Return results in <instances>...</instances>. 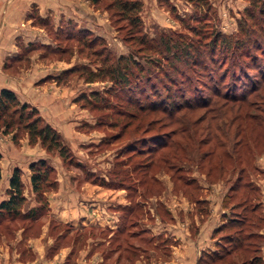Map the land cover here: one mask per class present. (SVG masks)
<instances>
[{
    "label": "trees",
    "instance_id": "16d2710c",
    "mask_svg": "<svg viewBox=\"0 0 264 264\" xmlns=\"http://www.w3.org/2000/svg\"><path fill=\"white\" fill-rule=\"evenodd\" d=\"M190 1L199 12L197 17L180 20L181 30L150 35L142 24L140 0H91L123 32L119 37L129 52L114 55L88 30L73 33L70 29L66 35L77 36L102 64L96 71L87 65L70 70L85 75L86 82L111 83L103 94L97 91L90 99L85 95L80 99L92 111L113 112L111 126L119 129L104 144L128 140L117 153L111 173L113 178L121 177L117 179L121 186L135 180L142 188L140 195H150V188L160 185L155 170L163 165L169 168L175 186L178 182L187 199L202 206L199 210L206 214L209 201L203 198L200 183L191 177L192 165L209 183L236 174L222 200L221 223L213 233L219 236L216 248L203 251L197 264H264V236L259 232L264 227V213L259 188L246 172L256 155L264 153V0H247L249 6L234 34L216 29L208 0ZM30 18L45 31L51 26L50 18L35 12ZM19 131L27 133L30 144L40 142L47 152H58L64 162L73 160L62 134L44 123L34 107L20 102L12 90L2 88L0 133H13L15 140ZM170 164L182 166L173 171ZM29 169L31 190L40 205L27 208L22 170L16 167L10 176L8 199L0 202V223L22 219L32 224L44 214V194L57 185L50 177L54 170L43 159L30 163ZM100 182L105 185L104 180ZM124 189L129 194L135 191L130 186ZM252 198L256 204L249 205ZM22 208L27 210L22 212ZM139 208L132 202L122 207L124 221ZM255 225L259 231L253 232ZM120 228L124 232L125 223ZM131 237L140 236L132 233ZM250 250L252 255L245 256ZM240 253L244 257L238 259Z\"/></svg>",
    "mask_w": 264,
    "mask_h": 264
},
{
    "label": "rangeland",
    "instance_id": "374dc122",
    "mask_svg": "<svg viewBox=\"0 0 264 264\" xmlns=\"http://www.w3.org/2000/svg\"><path fill=\"white\" fill-rule=\"evenodd\" d=\"M140 1L142 24L150 35L164 30H181L180 20L188 21L199 15L195 3L190 0ZM208 1L214 10L211 13L216 29L224 34L236 33L238 22L243 18L249 1ZM58 8L63 11L66 8L70 16L61 14L55 19L47 17L50 18L51 26H47L46 31L42 26L34 25L31 18L35 27L43 29L41 39L27 45L18 42L20 50L15 57L5 62L9 67H0V72L19 77L22 70L32 69L33 61L43 65L37 67L32 74L36 81L42 79V82L36 84L39 91L45 92L46 89L52 93L53 99L48 110L41 112L13 92L20 102L34 107L44 123L62 134L73 154V160L64 162L58 152H47L40 142L30 144L26 132L19 131L15 140L13 133H0V138L4 141L0 161V168L3 170L1 197L8 199L9 180L14 165L24 169L21 178L27 208L40 205L36 194L31 190L30 163L46 160L54 170L50 175L51 180L57 182L53 190L44 194L47 205L38 221L30 224L22 219H13L0 223V248L10 252L15 248L23 260H30L34 256L29 246L30 241L42 238L37 245L44 247L47 244V253L50 255L57 254L61 249H68L67 255L59 264H181L176 257L185 255V239L194 243L191 248L196 250L197 259L203 251L214 250L219 236H213V233L220 225L217 221L223 212L222 200L236 174L231 173L217 182L209 183L204 173L192 165L191 177L197 179L203 190V198L209 201L206 214L199 210L202 206L187 199L177 185L178 182L175 186L170 178L169 168L163 165L155 170L160 185L152 186L150 195L141 196L142 188L135 180H127L121 186L118 181L121 177L113 178L111 173L114 171L117 153L128 140L123 138L104 144V139L119 129L111 126L115 120L113 112L107 109L92 111L88 106H82L84 102L80 99L82 95L90 99L91 94L97 91L103 94L111 83L107 80L86 82L85 75L70 70L72 67L87 65L96 71L102 64L99 62L100 57L93 54L94 50L84 47V42H79L77 36H67L66 33L70 29L73 33L77 29L88 30L91 37L101 38L114 55H127L129 49L119 37L123 32H119L117 25L111 23L109 14L97 9L91 0H61ZM42 40L46 43H42ZM31 47H35V50H30ZM98 49L99 46L96 45L95 50ZM44 70L45 73H42ZM113 103H117L118 109L121 108L119 102L113 100ZM105 114L104 118L102 115ZM179 166L182 164L171 165L173 171ZM246 172L249 180L259 188L264 213V153L256 155ZM101 179L105 181V185L101 184ZM128 186L135 191L131 190L129 194L124 189ZM130 202L138 203L140 208L125 222V211L121 209ZM250 204H256V200L252 198ZM26 210L22 208V212ZM237 211H241V208ZM214 222L218 225H214ZM124 223L126 229L123 232L120 227ZM210 224L214 227L209 230L211 243L206 246L200 240L205 236L204 227L207 228L206 225ZM30 225L31 228L28 229ZM251 230L259 231L257 225ZM120 231L123 233L120 234ZM259 232L264 236V227ZM132 233H137L140 237H131ZM202 246L205 249H201ZM1 249L0 253H3ZM247 253L244 255H252L253 252L250 250ZM262 253L264 255V244ZM243 257L241 253L237 254L238 259Z\"/></svg>",
    "mask_w": 264,
    "mask_h": 264
},
{
    "label": "crops",
    "instance_id": "0c3cea01",
    "mask_svg": "<svg viewBox=\"0 0 264 264\" xmlns=\"http://www.w3.org/2000/svg\"><path fill=\"white\" fill-rule=\"evenodd\" d=\"M59 3H61V0H0V67H9L5 64V62L10 61L16 56V53L20 50L19 43L23 42L24 45H27L31 41L41 39L43 29L37 28L32 24L30 15L33 12L38 13L42 18L53 17L55 19L61 14H66V16L69 15L66 8H64V11L63 9L58 8ZM42 43H46V41L42 40ZM39 66L43 65L33 61L31 64L32 69L25 71L22 70L19 77H13L0 72V90L2 88L11 89L21 100L31 103L40 109L41 112H45L46 109L48 110L53 96L51 91L46 89L45 92L42 90L39 91V87H36V84H38L42 79L36 81V77L32 74V72H34ZM44 67L46 68V65H44ZM42 73H45V70ZM33 76L35 79H33ZM3 142V139L0 138L1 154L2 149L4 148ZM16 167L21 170L23 169L17 165L13 166V168ZM1 174L3 177L2 169ZM4 199H6V197H1L0 201H3ZM217 222L218 224L221 223L220 220ZM216 224L217 223L214 222V225ZM92 225H95V223H92ZM206 226L207 228L204 227V229H206L205 236H202L200 242L209 246L208 244L211 243L209 230H211L214 226L211 224ZM40 241H42V238H35L30 241L29 246L32 248L34 253L33 258L30 260H23L22 256L15 251V248L11 252L8 250L3 251L0 248L3 252L0 253V264H59L61 260H64L68 253L67 248L61 249L57 254L54 253L56 256L53 254L50 255L47 253V244L44 247H38L37 244ZM184 242L187 244V251L184 253L185 255L183 257L177 255V262H181V264H196L198 254H196V250L191 248L194 243L189 239H185ZM201 249H205L204 246H202Z\"/></svg>",
    "mask_w": 264,
    "mask_h": 264
}]
</instances>
